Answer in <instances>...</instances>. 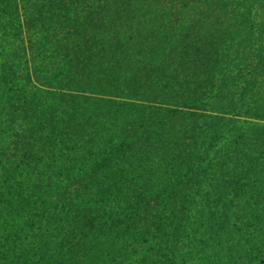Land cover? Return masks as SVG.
<instances>
[{"label": "trees", "instance_id": "obj_1", "mask_svg": "<svg viewBox=\"0 0 264 264\" xmlns=\"http://www.w3.org/2000/svg\"><path fill=\"white\" fill-rule=\"evenodd\" d=\"M0 264H264V0H0Z\"/></svg>", "mask_w": 264, "mask_h": 264}]
</instances>
